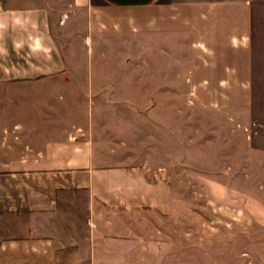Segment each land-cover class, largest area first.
Listing matches in <instances>:
<instances>
[{"label": "crops", "instance_id": "crops-1", "mask_svg": "<svg viewBox=\"0 0 264 264\" xmlns=\"http://www.w3.org/2000/svg\"><path fill=\"white\" fill-rule=\"evenodd\" d=\"M199 66L237 71L264 207V0H0V264H264V218L167 216L160 99Z\"/></svg>", "mask_w": 264, "mask_h": 264}, {"label": "rangeland", "instance_id": "rangeland-1", "mask_svg": "<svg viewBox=\"0 0 264 264\" xmlns=\"http://www.w3.org/2000/svg\"><path fill=\"white\" fill-rule=\"evenodd\" d=\"M221 72L218 66H199L198 80L177 83L180 96L160 99L167 109V216L183 219V231L199 235L206 234L208 217L264 218L263 205L251 204L241 191L234 128L239 116L237 71L231 76L235 80L225 82L217 80ZM240 229L236 226L234 232Z\"/></svg>", "mask_w": 264, "mask_h": 264}]
</instances>
